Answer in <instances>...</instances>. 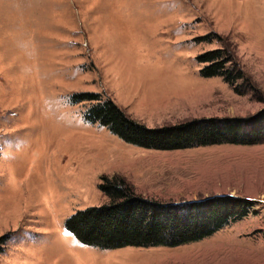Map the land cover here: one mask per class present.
I'll return each mask as SVG.
<instances>
[{"label": "rangeland", "instance_id": "rangeland-1", "mask_svg": "<svg viewBox=\"0 0 264 264\" xmlns=\"http://www.w3.org/2000/svg\"><path fill=\"white\" fill-rule=\"evenodd\" d=\"M215 31L220 38L197 42ZM228 43L254 90L202 77L196 56ZM111 97L159 126L264 110V0H0V264H264V143L156 150L83 118ZM121 175L162 200L217 194L253 211L213 235L169 246L102 249L65 228L108 202L102 176Z\"/></svg>", "mask_w": 264, "mask_h": 264}, {"label": "trees", "instance_id": "trees-1", "mask_svg": "<svg viewBox=\"0 0 264 264\" xmlns=\"http://www.w3.org/2000/svg\"><path fill=\"white\" fill-rule=\"evenodd\" d=\"M218 37L217 32L211 31L196 37V41L211 43ZM196 60L202 65V77H221L238 94L253 92L252 79L228 43L199 53ZM69 100L72 104L88 103L83 112L86 121L106 127L123 141L143 148L178 150L264 143V110L250 117H195L149 126L99 92H74ZM101 179L99 188L108 202L77 210L66 219L65 228L81 243L102 249L176 247L200 241L254 210V202L242 196L215 194L191 200H162L138 193L121 175H103ZM7 238L0 237V250Z\"/></svg>", "mask_w": 264, "mask_h": 264}]
</instances>
